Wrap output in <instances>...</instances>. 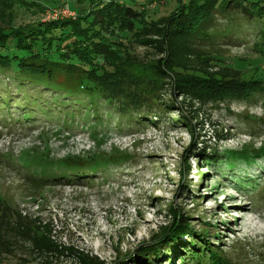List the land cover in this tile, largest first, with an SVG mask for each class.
I'll list each match as a JSON object with an SVG mask.
<instances>
[{"label": "rangeland", "instance_id": "rangeland-1", "mask_svg": "<svg viewBox=\"0 0 264 264\" xmlns=\"http://www.w3.org/2000/svg\"><path fill=\"white\" fill-rule=\"evenodd\" d=\"M36 1L59 6L55 10L78 4V0ZM83 1V9L90 7L87 0ZM128 1L145 8L153 19L170 15L179 5L178 0ZM53 11L47 15L52 16ZM232 16L234 22L241 18V14ZM18 17V22L25 23L34 16L21 13ZM233 37L231 42L222 39L206 45L203 51L209 61L205 64L215 60L247 77L253 71L254 76L264 78V45L257 29L239 27ZM133 47L145 61V68L161 57L156 50ZM145 68L136 67L132 72L139 76L150 73ZM3 79L5 74L0 72V86ZM9 84L16 97L8 110L0 97V209L10 205L13 221L21 215L14 227H46L61 247L83 250L106 264L130 253L136 256L131 264H148L139 249L172 221L171 206L188 218L195 236L218 244L231 264H264V160L252 164L243 160L247 154L264 157V96L218 107L195 104L190 109L188 102L173 94L177 105L167 115L172 121L150 126L120 118L108 111L106 103L98 104L97 116L96 110L88 107L87 96H64V92L43 90L40 84L27 85L25 93L15 83ZM37 93L44 98L39 104L50 105L54 97L62 111L52 108L49 117L32 109L36 117L25 121L16 109L38 97L33 95ZM170 95L167 90L164 99ZM75 99L84 105L75 102L73 110L81 106L89 110L65 124L64 102ZM180 111L190 120V129L175 122ZM196 145L234 152L240 160L233 167L203 163L198 150L189 159L187 176L186 158ZM9 238L7 246H0V264H77L67 256L45 257L13 233ZM189 238L181 240L184 243ZM149 252V262L170 264L172 254ZM180 254L174 264L195 263L191 255L178 259Z\"/></svg>", "mask_w": 264, "mask_h": 264}, {"label": "trees", "instance_id": "trees-1", "mask_svg": "<svg viewBox=\"0 0 264 264\" xmlns=\"http://www.w3.org/2000/svg\"><path fill=\"white\" fill-rule=\"evenodd\" d=\"M35 1L0 0V72L5 74L0 97H3L2 106L7 110L16 97L11 82L25 93L27 85L40 84L43 90L64 92V96H87L88 107L95 109L97 116L98 104L106 103L110 108L108 111L116 112L120 118L150 126L169 120L167 115L177 105L173 94L188 102L190 109L195 104L218 107L234 100L253 101L256 96H264V78L254 76L253 71L247 77L235 67L215 60L205 64L209 58L203 51L208 48L206 45L217 44L222 39L233 41L234 30L246 25L257 29L264 45V0H178L176 10L157 19L149 16L145 8L139 9L138 4L128 0H87L91 5L85 9L78 0L77 9L69 4L60 5L68 7L73 15L47 19V12L59 6L48 7ZM21 13H31L34 17L31 22L20 23L18 16ZM238 14L241 18L234 22L232 15ZM133 45L156 50L161 56L156 64L146 67L150 73L139 76L132 72L136 67L146 66ZM167 90L171 92L170 99H164ZM41 94H33L38 97L25 101L16 109L23 114L25 121L36 117L32 109H39L49 117L53 115L52 108L62 111L54 97V105L39 104L44 100L39 96ZM75 100L64 102L65 124L70 119L82 117V111L89 110L82 106L73 110L75 102L84 103ZM99 117L103 118L102 115ZM175 122L188 128L191 126L183 111ZM198 150L202 153L203 163H225L233 167L240 160L234 152H221L205 145L201 149L196 145L186 158L187 176L191 169L189 159ZM243 156L247 164L264 160V157L255 158L249 154ZM261 192L264 195V189ZM0 210V246H7L9 234L13 233L45 257L67 256L77 264H106L83 250L61 247L46 227H14L21 215L13 221L15 217L10 205L6 204ZM169 211L172 221L161 226L139 249L145 253L143 256L148 264H153L149 262L150 250L153 255L160 251L172 254L170 264L176 262L179 250L183 253L178 259L191 255L194 264H231L222 255L218 244L206 241L203 236H195L187 217L174 207L170 206ZM184 236H189V241L183 243L181 238ZM134 254L119 258L114 264H122V259H130L128 264H131L136 258Z\"/></svg>", "mask_w": 264, "mask_h": 264}, {"label": "built area", "instance_id": "built-area-1", "mask_svg": "<svg viewBox=\"0 0 264 264\" xmlns=\"http://www.w3.org/2000/svg\"><path fill=\"white\" fill-rule=\"evenodd\" d=\"M53 15H47V19H57L59 17H64V16H69V15H73L70 10L68 9V7L66 8H62L61 10H55L53 11Z\"/></svg>", "mask_w": 264, "mask_h": 264}]
</instances>
